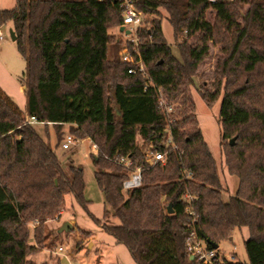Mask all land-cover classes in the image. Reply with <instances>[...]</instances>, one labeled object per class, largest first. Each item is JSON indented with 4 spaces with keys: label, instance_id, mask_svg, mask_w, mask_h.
<instances>
[{
    "label": "trees",
    "instance_id": "1",
    "mask_svg": "<svg viewBox=\"0 0 264 264\" xmlns=\"http://www.w3.org/2000/svg\"><path fill=\"white\" fill-rule=\"evenodd\" d=\"M133 1L144 14L137 37L147 76L130 72L135 64L122 54L110 58L109 30L124 23L120 0H17L12 9L0 10V25L13 23L27 60L21 77L26 111L0 89V264H41L30 257L43 246L47 222L63 213L66 194L87 210L90 202L83 170L71 164L69 176L50 137L25 124L32 116L47 122V133L54 127L57 146L66 127L97 146L95 177L110 206L105 215L120 220L102 226L137 264H206L190 258V241L196 237L210 250L207 240L220 245L243 228L249 232L248 260H220L218 247L213 264H264V0ZM162 10L177 52L164 35ZM145 15H154L146 25ZM210 41L220 47L211 88L197 82ZM126 46L138 59L135 44L128 40L121 49ZM190 86L209 107L222 99V154L228 172L238 178L227 201ZM159 87L182 103L172 115L177 149L165 141L168 119ZM150 144L166 152L165 163L149 166L144 150ZM121 157L142 167V186L127 195L128 171L115 161Z\"/></svg>",
    "mask_w": 264,
    "mask_h": 264
},
{
    "label": "rangeland",
    "instance_id": "2",
    "mask_svg": "<svg viewBox=\"0 0 264 264\" xmlns=\"http://www.w3.org/2000/svg\"><path fill=\"white\" fill-rule=\"evenodd\" d=\"M17 0H0V10L12 9ZM248 6L245 5L246 9ZM164 17L162 28L168 44L177 52L174 29L162 10ZM215 12L209 10L207 17L213 23L215 21ZM154 15H145L144 25L149 23ZM12 22H6L0 25L2 39H0V89L12 100L22 111H26L27 95L25 86L21 83V77L27 71V60L19 51L16 40L13 39L11 30ZM114 39L110 45V58L116 59L122 54V44H126L132 35L121 31L120 27H113L109 30ZM210 55L200 64L197 82L200 85L205 83L211 88L213 80V71L216 66V55L220 52V47L211 45ZM196 104V116L198 125L201 127L206 141L216 159L220 179L223 185V199L227 201L231 195H234L238 186V178L228 172L221 147V123L219 118L221 98L209 107L202 98L199 90L190 86L187 90ZM179 104L180 100H177ZM182 105V103H181ZM183 108V106H182ZM38 133L48 139L56 154L58 155L64 169L72 177L70 165L73 164L83 170L86 183L85 196L90 201L88 210L79 205L71 193L66 194L65 207L63 213L56 218L49 220L46 224L44 243L39 246L38 252L30 258L41 264H65L62 258L66 255L70 264H137L132 257L126 245L118 243L115 237L108 233L103 224H119L118 217L110 214L105 215V210H110V206L105 203L104 195L98 186L93 162V155L96 154L93 142L89 138L78 140L71 144L69 149L56 145L57 135L53 126L47 128L44 124L34 123ZM190 127V126H189ZM69 127H66L64 137L68 134ZM141 144V139L138 140ZM124 193L127 192L124 191ZM93 216H92V215ZM95 218L99 219L98 222ZM70 222L72 227L68 230L60 231L61 227ZM32 230L34 225L31 226ZM249 237L246 228L242 230L235 229L230 237L221 241L218 254L220 260L247 261L248 256L245 248V241ZM34 243V238L31 239ZM62 246L64 251L58 252Z\"/></svg>",
    "mask_w": 264,
    "mask_h": 264
},
{
    "label": "built area",
    "instance_id": "3",
    "mask_svg": "<svg viewBox=\"0 0 264 264\" xmlns=\"http://www.w3.org/2000/svg\"><path fill=\"white\" fill-rule=\"evenodd\" d=\"M211 2H216V0H211ZM120 7L122 9V14L124 18V23L122 26H125V29L130 30V34L132 35L130 41L135 44L134 52L139 55V58L136 59L130 49L126 46L122 51V59L124 61L131 62L135 64V67L130 69V72L135 73L136 71H142L146 76V68L143 60L140 57L138 52V45L139 40L137 37V31L140 25L143 22L144 14L136 8V5L133 0H120ZM2 32L0 31V39H2ZM159 91V103L162 107L164 113L166 114V118L168 119V125L165 129V141L167 146H172L173 149H177V144L174 141V131H173V124L175 123L176 119L172 117L173 114H176V106L179 105L178 101L171 100L163 91L162 87L158 88ZM26 123H41L46 124L47 122H39L37 117L32 116L27 118ZM78 139L72 134L68 133L66 137H64L62 142V147L64 149H69L71 144L77 142ZM94 149H97V146L94 145ZM154 145L150 144L145 150L146 161L149 166H154L158 161L165 163L167 161L166 152L163 151H155ZM182 152V150H181ZM116 162L123 165L125 169L128 171V178L124 181V190L129 192L137 187L142 186V167L141 166H133V160L129 157H121L115 159ZM191 176V173H189ZM188 200H191V196H187ZM189 252L198 258V260L206 263V264H213L216 257V250L210 249L208 250L203 243L202 240L194 238V241H190L188 244ZM64 249L62 246L58 248V252H63ZM68 259V256H65Z\"/></svg>",
    "mask_w": 264,
    "mask_h": 264
},
{
    "label": "water",
    "instance_id": "4",
    "mask_svg": "<svg viewBox=\"0 0 264 264\" xmlns=\"http://www.w3.org/2000/svg\"><path fill=\"white\" fill-rule=\"evenodd\" d=\"M120 30H121V31H125L127 34H130V30L125 29V26H121V27H120ZM11 33H12V37H13V39L16 40V39H17V36H16V33H15L14 29L11 30ZM234 142H235V139L233 138V139L231 140V144L233 145ZM167 211H168V213H171V212L173 211L172 208H171V204L169 205ZM70 227H72V224H71L70 222H66V223L61 227L60 231L68 230ZM207 241H208V243H209L214 249H217V248L219 247V245H218L217 243H215V242H213V241H211V240H207ZM190 258H191V259H194L195 256H194V255H191ZM63 262L66 263V264H69V261H68V259H67L66 257H64Z\"/></svg>",
    "mask_w": 264,
    "mask_h": 264
},
{
    "label": "crops",
    "instance_id": "5",
    "mask_svg": "<svg viewBox=\"0 0 264 264\" xmlns=\"http://www.w3.org/2000/svg\"><path fill=\"white\" fill-rule=\"evenodd\" d=\"M63 259H64V257L62 258V262H63ZM69 261V260H68ZM64 263V262H63ZM66 264V263H65ZM69 264H70V262H69Z\"/></svg>",
    "mask_w": 264,
    "mask_h": 264
}]
</instances>
